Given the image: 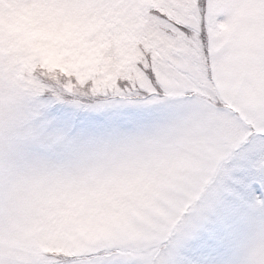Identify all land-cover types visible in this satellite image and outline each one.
Wrapping results in <instances>:
<instances>
[{
  "label": "snow or ice",
  "instance_id": "snow-or-ice-1",
  "mask_svg": "<svg viewBox=\"0 0 264 264\" xmlns=\"http://www.w3.org/2000/svg\"><path fill=\"white\" fill-rule=\"evenodd\" d=\"M17 3L123 38L94 71L0 38V264H264V0Z\"/></svg>",
  "mask_w": 264,
  "mask_h": 264
},
{
  "label": "rangeland",
  "instance_id": "rangeland-1",
  "mask_svg": "<svg viewBox=\"0 0 264 264\" xmlns=\"http://www.w3.org/2000/svg\"><path fill=\"white\" fill-rule=\"evenodd\" d=\"M44 32L34 30L29 9L17 0L0 6V38L9 41L21 38L39 40L37 50L45 55L50 63H55L58 53H72L86 70L94 71L106 63L104 52L118 46L121 35L115 33L110 18L111 7L69 8L58 14ZM118 15V13H116ZM95 39H90V37Z\"/></svg>",
  "mask_w": 264,
  "mask_h": 264
}]
</instances>
